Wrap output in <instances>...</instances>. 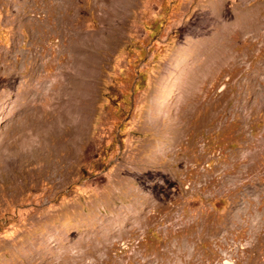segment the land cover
<instances>
[{"label": "rangeland", "instance_id": "obj_1", "mask_svg": "<svg viewBox=\"0 0 264 264\" xmlns=\"http://www.w3.org/2000/svg\"><path fill=\"white\" fill-rule=\"evenodd\" d=\"M237 1L0 0V264L87 228L62 264H264L231 210L264 206V39Z\"/></svg>", "mask_w": 264, "mask_h": 264}, {"label": "bare ground", "instance_id": "obj_2", "mask_svg": "<svg viewBox=\"0 0 264 264\" xmlns=\"http://www.w3.org/2000/svg\"><path fill=\"white\" fill-rule=\"evenodd\" d=\"M239 4H237L235 6V13H234V21L233 24L236 28V31L239 30V32L241 33L242 36L247 37V38H253L256 39L258 38H263L264 39V0H238ZM237 1V2H238ZM213 11V10H212ZM214 12V11H213ZM209 13V12H208ZM214 14V13H213ZM212 15V13H211ZM233 15V14H232ZM208 19V18H207ZM206 19V20H207ZM221 20V19H220ZM209 23V22H208ZM215 23V22H214ZM207 27V26H206ZM225 27V26H224ZM205 28V27H203ZM208 28V27H207ZM211 28V26H210ZM224 31V30H223ZM220 32V31H219ZM226 33V32H225ZM207 34V33H206ZM220 35V33H218ZM205 35V34H204ZM211 35V34H210ZM225 35V34H224ZM208 38V37H207ZM198 39V38H197ZM217 39V37H216ZM221 39V38H220ZM219 39V40H220ZM218 40V39H217ZM191 41V40H190ZM204 41V40H203ZM202 41V42H203ZM209 41V40H208ZM263 41V40H262ZM207 43V42H206ZM218 43V42H217ZM203 44V43H202ZM223 44V43H221ZM214 45V44H213ZM219 45V44H218ZM194 47L196 46H200L199 43H196L193 45ZM202 46V45H201ZM207 46V45H205ZM225 46V45H224ZM222 46V47H224ZM190 46H188V48L186 49V51L184 52V54H200V51L197 53L196 50L199 49L197 48L196 50L194 49H190ZM203 47V46H202ZM192 48V47H191ZM225 48V47H224ZM184 49V50H185ZM203 49V48H202ZM205 49V48H204ZM223 49V48H222ZM208 50V49H207ZM202 51V50H201ZM219 51V50H218ZM223 51V50H222ZM183 52V51H182ZM217 52V51H216ZM207 53V52H206ZM219 53V52H218ZM205 54V53H204ZM183 55V54H182ZM180 56V55H179ZM192 57V56H191ZM180 58V57H179ZM190 59V58H189ZM193 59V57H192ZM195 60V59H194ZM190 63V60L188 61ZM203 62V61H202ZM197 63V62H196ZM201 63V62H199ZM198 64V63H197ZM193 65V64H192ZM252 65V64H251ZM263 65V64H262ZM185 66V65H184ZM197 67V66H196ZM256 75V74H255ZM254 75V76H255ZM254 80V79H253ZM252 79L249 81L252 83L253 81ZM248 82V81H247ZM246 82V83H247ZM256 82V81H255ZM250 83V86L248 87L249 89V93L248 96L252 93L253 91V84ZM175 85V84H173ZM171 85V86H173ZM247 85V84H246ZM255 85V84H254ZM170 86V85H169ZM259 89V88H258ZM249 158V157H248ZM244 159V158H243ZM254 160V159H253ZM239 163V162H238ZM253 167V166H252ZM254 169V168H253ZM137 172V171H136ZM131 176V175H130ZM241 177V176H240ZM209 179V178H208ZM210 180V179H209ZM233 184V183H232ZM253 185L255 186V193H258V195H261L262 193H264V187L261 185L260 182L257 181H253L252 182ZM235 185V182L234 184ZM236 187V186H235ZM253 193V194H255ZM252 194V193H250ZM257 195V196H258ZM261 197V196H260ZM252 200V199H251ZM250 201V200H249ZM257 202V201H256ZM263 202V201H262ZM262 202L260 201V203L262 204ZM234 204L231 206V210L233 209V206L235 207L234 209H236V215H234V218L237 219L239 218L238 221H240L241 219H243V223H244V227H247L250 229V231H252V234H259L260 232H264V206L262 209H259L258 211H255L256 214L253 213L251 206L247 209H243V207L238 203V201L233 202ZM254 203V201H250L249 204L252 205ZM259 203V204H260ZM249 206V205H248ZM231 210L230 212L227 214L226 219L224 220V222L222 223V227H224V224H227L229 222H231L230 220L234 219L233 216L231 215ZM230 217V218H229ZM234 219V220H235ZM208 220V219H207ZM233 220V221H234ZM235 222V221H234ZM233 222V223H234ZM239 223V222H238ZM236 225V223H235ZM232 227V226H229ZM239 227V226H238ZM243 227V226H242ZM218 228V227H217ZM246 228V229H247ZM219 229V228H218ZM226 229V228H225ZM242 230V228H241ZM240 230V231H241ZM231 231V229H230ZM232 231H234L232 229ZM231 233V232H230ZM91 232V229L87 228L85 230V235L81 238L75 241H73V239L75 237H65L64 239L62 238V240L64 241V248L62 250V253H59V249L58 246H60L58 243V235L57 237H48L46 239L43 238L42 242L39 241L38 245H45L47 249V253H42V255H27V261L26 264H62L63 260L65 258L71 257V248L72 247H80L82 249H85L84 251H82V257L83 258H88L90 253H91V249H92V245L94 244V240H93V234ZM227 234V233H226ZM61 234H59L60 236ZM63 236V235H62ZM253 236V235H252ZM264 237V236H263ZM60 238V237H59ZM264 239V238H263ZM257 240V238H256ZM256 242V241H255ZM263 242V241H262ZM256 245V244H255ZM34 246V245H33ZM257 246V245H256ZM259 246V245H258ZM257 246V247H258ZM261 247V246H260ZM259 247V250H260ZM254 248V247H253ZM256 248V247H255ZM44 249V250H45ZM80 250V249H78ZM254 250V249H253ZM258 252V251H257ZM30 253V252H29ZM262 253V252H261ZM34 254V253H33ZM37 254V253H36ZM40 254V253H39ZM56 254H58V256L56 257ZM93 254V253H92ZM75 255V254H74ZM78 255V254H77ZM91 256V255H90ZM80 257V256H79ZM83 258L81 259V261L83 260ZM16 260V259H15ZM86 260V259H85ZM12 261V260H11ZM72 261V260H71ZM88 261V259H87ZM23 262V260L21 261ZM14 262H10V264ZM87 263V262H86Z\"/></svg>", "mask_w": 264, "mask_h": 264}]
</instances>
